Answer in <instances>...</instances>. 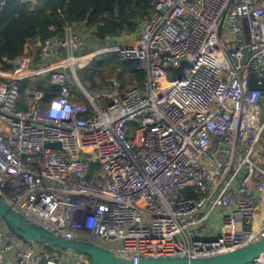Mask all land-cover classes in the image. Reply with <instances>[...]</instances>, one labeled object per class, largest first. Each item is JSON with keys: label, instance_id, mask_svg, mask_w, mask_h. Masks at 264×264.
I'll use <instances>...</instances> for the list:
<instances>
[{"label": "built area", "instance_id": "built-area-1", "mask_svg": "<svg viewBox=\"0 0 264 264\" xmlns=\"http://www.w3.org/2000/svg\"><path fill=\"white\" fill-rule=\"evenodd\" d=\"M149 4L136 43L115 52L144 81L108 105L87 94L75 72L106 50L82 53L71 25L62 36L33 39L34 57L7 62L32 81L18 108L20 78H0V195L50 235L118 243L111 251L132 264L206 258L257 242L264 89L251 90L249 74L262 84L264 0ZM181 61L182 74L162 88ZM75 83L80 90L70 97ZM52 143L60 147H46ZM16 238L0 226L1 256L59 264L42 245L17 250ZM249 264H264V253Z\"/></svg>", "mask_w": 264, "mask_h": 264}, {"label": "trees", "instance_id": "trees-1", "mask_svg": "<svg viewBox=\"0 0 264 264\" xmlns=\"http://www.w3.org/2000/svg\"><path fill=\"white\" fill-rule=\"evenodd\" d=\"M150 0H4L0 4V69L10 70L7 64L24 55L32 40L43 42L56 35H63L66 25L81 26L93 30L95 39L105 45L106 38L120 34L123 25L132 31L131 21L148 16ZM113 71L120 70L121 86L130 83L141 85L145 75L133 62H120L111 58ZM114 65V66H113ZM26 83L20 87L25 97ZM53 95L46 96L49 100ZM110 101L105 99V105ZM24 107L22 104L18 108ZM46 248V247H45ZM50 251L48 248H46ZM51 252V251H50Z\"/></svg>", "mask_w": 264, "mask_h": 264}, {"label": "water", "instance_id": "water-1", "mask_svg": "<svg viewBox=\"0 0 264 264\" xmlns=\"http://www.w3.org/2000/svg\"><path fill=\"white\" fill-rule=\"evenodd\" d=\"M134 23L137 22L134 21ZM186 66L187 63L181 61L179 66L172 70L171 78L180 76L183 68ZM255 81L256 76L250 73L249 88L251 90L258 89L262 91L264 89V77L261 78V85H257ZM46 147L59 148L60 146L58 143H52L46 144ZM0 220L14 236L27 243L42 245L54 254L81 256L87 258L89 264H132L130 260L121 258L111 250L99 247L91 242L65 241L54 235H50L40 227L30 224L19 213L12 210L4 201L2 195H0ZM263 253L264 237L257 242L234 251L206 258H142L138 264H249L258 259Z\"/></svg>", "mask_w": 264, "mask_h": 264}, {"label": "crops", "instance_id": "crops-1", "mask_svg": "<svg viewBox=\"0 0 264 264\" xmlns=\"http://www.w3.org/2000/svg\"><path fill=\"white\" fill-rule=\"evenodd\" d=\"M150 14L151 13L149 12L148 16H150ZM145 17H147V16H145ZM141 20L136 19V20L131 21L132 24H134V26H133L134 28L132 29V31L129 30V27L127 25H123L121 32L118 36L112 37V38H106L105 45H101V42L98 41L97 39H95L94 34H93V30H89V29H87L85 27H81V26L71 25V27H72L73 32L77 36H79L83 40V42H84V40H87L86 42H84V44L85 43L86 44L82 50V53L93 54L92 52H94V51L96 52L97 49H100V50H106L105 51V54L107 55L106 57H109V58L115 57L116 58L115 52L118 49L130 48L136 43V40L139 36L138 33L140 32ZM134 21H136L137 23H134ZM37 51H38V46L30 45L24 49V55L23 56H27V57L32 58L36 55ZM93 57H96V56H93ZM111 58H110V60H112ZM119 74H120V70H117L116 75L118 76V80H119ZM12 77L20 78L19 80L22 83H26L27 86H28L29 82L32 81V78H29L28 75H23V74L17 73L15 71H13L12 68L10 70H1L0 69V78H12ZM105 82H106V84H107L106 86H108V88L106 86H103V91L101 92V94L94 97V98L100 99L103 105H105V99H108L110 101V97L115 96V95L120 97L124 94V92L126 90H128V88H127L125 91H122L121 94H117V83L115 82V80H113V79L105 80ZM23 101H24V98L23 99L21 98L19 105L22 104L24 106ZM15 245H16L17 250L18 249H23V250L35 249L38 247L37 244L27 243L26 241H24L20 238L15 239ZM65 256L68 257L69 255H65ZM75 257L78 258L81 256H75ZM0 264H15L14 254L9 253V254L4 255V256L0 255Z\"/></svg>", "mask_w": 264, "mask_h": 264}, {"label": "rangeland", "instance_id": "rangeland-1", "mask_svg": "<svg viewBox=\"0 0 264 264\" xmlns=\"http://www.w3.org/2000/svg\"><path fill=\"white\" fill-rule=\"evenodd\" d=\"M86 41L87 40H84V42ZM85 44H84V47H85ZM97 50H100V49H97ZM106 56L107 55L104 54L101 56L93 57L92 61L89 63L88 66L84 68H76L75 70L82 88L85 90L87 94L93 97H96L97 95L101 94V92L103 91V86L107 85L105 80H111V79L115 80V82L117 83V94H121L122 91H125L127 88L129 89L132 86L137 85L135 82H133L127 85L126 87L124 86L125 88L122 87L121 83L118 80V76L116 75V72H114L113 69H111L112 67H110L114 63L113 60H110L111 57L109 58ZM116 63L117 61L114 64ZM171 80H172L171 77L164 79L161 83L162 88H165L166 86H168L171 83ZM106 87L108 88V86ZM76 88L80 90L79 86L75 83L74 87L69 89L70 97H74L76 95V92H75ZM0 226H5L1 222V220H0ZM94 242H95V245L108 249V250H113L117 248L119 245L118 243H110V242L100 241V240H95ZM52 257L56 258L59 261V264H89V260L84 257L77 258L71 255L67 257L65 255H60V254H55Z\"/></svg>", "mask_w": 264, "mask_h": 264}]
</instances>
